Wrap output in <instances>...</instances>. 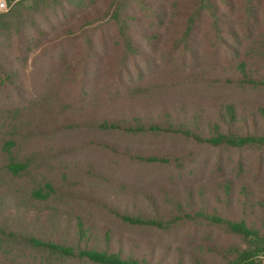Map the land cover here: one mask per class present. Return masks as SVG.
<instances>
[{
  "label": "rangeland",
  "instance_id": "rangeland-1",
  "mask_svg": "<svg viewBox=\"0 0 264 264\" xmlns=\"http://www.w3.org/2000/svg\"><path fill=\"white\" fill-rule=\"evenodd\" d=\"M4 1L0 126L8 116L13 126L0 127V264H76L49 256L29 238L77 244L78 219L90 246L142 257L162 255L167 238L195 230L218 241V230L207 234L200 223L160 239L157 230L124 223L112 210L163 213L175 198L218 210L224 175L264 196V150L216 148L122 127L140 117L206 132L216 112L234 103L247 129L264 133L256 113L264 87L242 84L238 67L246 61L250 77L264 78V5L247 14L244 0H233L234 8L230 0H213L215 17L200 10L185 34L192 10L186 0ZM104 120L121 127H99ZM9 130L16 141L11 153L2 147ZM139 154L180 161L145 162ZM7 155L28 167L9 172ZM46 185V196L34 194Z\"/></svg>",
  "mask_w": 264,
  "mask_h": 264
},
{
  "label": "trees",
  "instance_id": "trees-1",
  "mask_svg": "<svg viewBox=\"0 0 264 264\" xmlns=\"http://www.w3.org/2000/svg\"><path fill=\"white\" fill-rule=\"evenodd\" d=\"M225 1L222 0V3L226 4ZM230 3V7H236L233 0H230ZM186 4L192 7V10L187 20L185 34L191 30L195 17L200 10L208 9L215 17V10L218 9L217 3L213 0H186ZM243 4L244 11L251 14L256 11L257 7L261 5L263 7L264 0H244ZM214 22L218 25L217 19L214 18ZM262 44H264V40ZM238 67L243 75L242 84L255 88L264 87V78L250 77L246 61L239 62ZM1 70L3 69L1 68ZM7 78H9L8 75L4 80L7 81ZM256 113L264 121V105L259 106ZM216 115L217 120L207 124L206 132L194 126L146 124L140 117H135L133 124L122 127L128 132L179 134L200 144L216 148L223 147L229 150L244 151L264 150V133L255 129L253 131L248 130L246 125L248 120L240 119L239 110L234 103H229L224 108H220ZM6 118L7 120L3 121L0 127L12 128L13 120L10 121V116ZM223 125H228L227 129ZM233 125L236 126L232 127ZM99 127L108 129L121 126L110 120H104L99 123ZM10 131V137H5L2 146L8 153H11L12 147L16 145ZM7 156L9 158L5 168L9 172L17 175L28 167V161ZM135 157L145 162L160 164H169L174 160L180 161V158L172 160L167 156L158 154H139ZM223 177L221 181L219 180L218 210H209L202 206L195 207L190 201H183L178 198H175L172 207L163 213L155 208L150 213L142 214L121 213L118 210H112L113 214L124 223L138 228L157 230L161 234L160 239L164 234L179 230L185 224L200 223L202 226H207V234L217 229L218 241L212 239L210 234L199 236L195 230L194 234L183 239L167 238L171 248H176L173 254L169 251L170 246H167L162 255H156L152 251L148 256L142 257L140 254H127L121 249L111 250L109 246H90L84 238L87 235V230L81 219L77 220V232L79 233L77 244H62L36 237H31L29 240L36 246L46 248L49 256L56 259L60 257L62 259L72 258L76 264H163L165 261L166 264H264V196L259 197L248 182L238 183L234 177L225 175ZM49 187L50 185H46V188L40 186L34 190V194L39 197L46 196ZM220 205L223 207L221 208ZM0 232L4 233L2 228H0Z\"/></svg>",
  "mask_w": 264,
  "mask_h": 264
},
{
  "label": "built area",
  "instance_id": "built-area-1",
  "mask_svg": "<svg viewBox=\"0 0 264 264\" xmlns=\"http://www.w3.org/2000/svg\"><path fill=\"white\" fill-rule=\"evenodd\" d=\"M7 7L4 0H0V9H5Z\"/></svg>",
  "mask_w": 264,
  "mask_h": 264
}]
</instances>
